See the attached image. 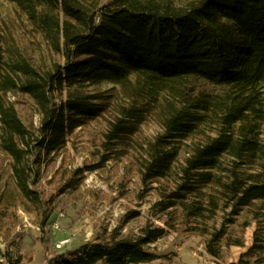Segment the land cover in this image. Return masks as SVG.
Listing matches in <instances>:
<instances>
[{"label":"trees","instance_id":"16d2710c","mask_svg":"<svg viewBox=\"0 0 264 264\" xmlns=\"http://www.w3.org/2000/svg\"><path fill=\"white\" fill-rule=\"evenodd\" d=\"M8 1L62 59L43 63L28 47L11 59L0 30V150L22 195L45 206L41 162L76 128L105 118L102 147L121 156L148 121L159 130L141 179L173 208L164 226L115 228L48 264L150 262V245L175 226L224 264V248L244 246L253 223L252 244L230 264H264V0ZM9 92L33 99L38 127Z\"/></svg>","mask_w":264,"mask_h":264},{"label":"rangeland","instance_id":"374dc122","mask_svg":"<svg viewBox=\"0 0 264 264\" xmlns=\"http://www.w3.org/2000/svg\"><path fill=\"white\" fill-rule=\"evenodd\" d=\"M182 3L187 0H175ZM26 17L18 7L0 0V30L8 35V51L20 58L29 53L46 64L62 60L48 48L39 33H32ZM27 49V48H26ZM108 86V85H105ZM21 120L31 129L40 124V114L33 99L22 93H8ZM105 118L76 128L66 146L41 162L37 188L46 200L45 206L26 199L16 184L11 158L0 150V264H48L72 259L82 244L107 236L113 229L134 235L146 225L164 226L173 208H164L162 196L144 184L141 166L145 145L159 127L146 121L135 139L137 145L123 155L105 150L102 135ZM185 151L180 153V159ZM49 213L44 226L42 218ZM135 214V216H132ZM58 225V227L55 226ZM255 223L245 234V245L224 248L221 262L237 261L253 241ZM157 258L141 264H215L218 260L207 253L201 237L184 232L177 226L151 245Z\"/></svg>","mask_w":264,"mask_h":264},{"label":"built area","instance_id":"2783aa9c","mask_svg":"<svg viewBox=\"0 0 264 264\" xmlns=\"http://www.w3.org/2000/svg\"><path fill=\"white\" fill-rule=\"evenodd\" d=\"M55 226H56V227H58V225H57V224H55Z\"/></svg>","mask_w":264,"mask_h":264}]
</instances>
